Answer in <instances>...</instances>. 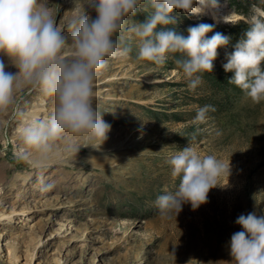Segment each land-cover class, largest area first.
<instances>
[{
	"label": "rangeland",
	"instance_id": "374dc122",
	"mask_svg": "<svg viewBox=\"0 0 264 264\" xmlns=\"http://www.w3.org/2000/svg\"><path fill=\"white\" fill-rule=\"evenodd\" d=\"M40 2L58 12L61 26L85 4ZM257 10L264 11V0H216L200 15H172L185 36L189 27L204 23L232 38L243 36ZM150 12L145 7L133 19L143 22ZM231 42L218 48L215 67L227 62ZM138 44L133 39L130 58L110 59L96 79L94 107L111 125L101 145L77 138L81 147L74 157L63 150L66 141H59L41 168L34 158H24L21 129L27 120L50 116L54 99L24 87L17 94L24 118L0 114L1 264H231L229 241L242 231L236 218L254 210L264 214V102L254 104L229 83L232 72L224 76L225 89L204 78L189 89L173 56L163 66L137 59ZM2 59L15 73L8 58ZM214 99L221 110L196 123L198 107ZM188 145L229 160L231 174L222 180L227 186L210 190L207 203L195 210L185 203L168 218L155 202L178 189L180 177L171 175L167 160ZM41 178L54 187L42 192Z\"/></svg>",
	"mask_w": 264,
	"mask_h": 264
},
{
	"label": "clouds",
	"instance_id": "9594fccd",
	"mask_svg": "<svg viewBox=\"0 0 264 264\" xmlns=\"http://www.w3.org/2000/svg\"><path fill=\"white\" fill-rule=\"evenodd\" d=\"M209 6L215 7L216 0H147V5L145 0H85L84 10L61 26L58 12L40 0H0V56L16 69L6 71L7 64L0 59V114L24 118L17 98L24 87L54 99L50 116L27 120L22 127L24 158H34L43 168L56 154L59 141H66L63 150L75 157L81 147L77 138L98 140L100 145L107 140L111 125L94 107L95 82L110 59L130 58L133 39L139 42L137 59L163 66L171 55L189 89L200 86L203 74L214 69L218 48H226L231 37L220 32L208 37L214 25L204 23L189 27L185 37L177 31L172 13L200 15ZM85 7L95 12V18ZM145 7L151 12L137 22L133 18ZM225 55L223 69L233 73L228 82L254 104L264 102V11L257 10L234 50ZM215 111L214 105L198 107L195 122L209 121V113ZM190 140L196 141L195 133ZM167 163L171 175L180 177L178 189L155 202L168 218L173 213L176 217L185 203L193 210L207 203L210 190L227 186L231 174L229 160L201 155L191 145L171 154ZM40 183L42 192L54 187L42 178ZM235 223L242 231L229 241L231 264H264V214L255 210L240 214Z\"/></svg>",
	"mask_w": 264,
	"mask_h": 264
},
{
	"label": "trees",
	"instance_id": "16d2710c",
	"mask_svg": "<svg viewBox=\"0 0 264 264\" xmlns=\"http://www.w3.org/2000/svg\"><path fill=\"white\" fill-rule=\"evenodd\" d=\"M248 2V1H246ZM229 3V2H228ZM237 12H242V8H239L238 6L233 5L232 6ZM215 32H219L216 28H213L212 32L207 33V36L210 37L212 36ZM225 31H221L220 33H224ZM184 35V34H182ZM241 35V34H240ZM185 36V35H184ZM233 37L231 38V43H235V40L237 39V37H241L238 36L237 34L232 35ZM186 37V36H185ZM227 72L224 71L223 67H215L211 73H204L203 74V78L205 81L209 82L211 84V86H213V88H216L217 90L219 89H225L226 88V84L227 79L224 78V76H226ZM219 102L216 101V99L212 100V102H210L208 104L207 101H204L202 104H206V105H214L215 107L218 108V110L220 111L221 109H219Z\"/></svg>",
	"mask_w": 264,
	"mask_h": 264
},
{
	"label": "bare ground",
	"instance_id": "6f19581e",
	"mask_svg": "<svg viewBox=\"0 0 264 264\" xmlns=\"http://www.w3.org/2000/svg\"><path fill=\"white\" fill-rule=\"evenodd\" d=\"M0 59H2V57H1ZM7 61H8V60H7ZM6 71H8V70L6 69Z\"/></svg>",
	"mask_w": 264,
	"mask_h": 264
},
{
	"label": "water",
	"instance_id": "95a60500",
	"mask_svg": "<svg viewBox=\"0 0 264 264\" xmlns=\"http://www.w3.org/2000/svg\"><path fill=\"white\" fill-rule=\"evenodd\" d=\"M1 264V263H0Z\"/></svg>",
	"mask_w": 264,
	"mask_h": 264
}]
</instances>
